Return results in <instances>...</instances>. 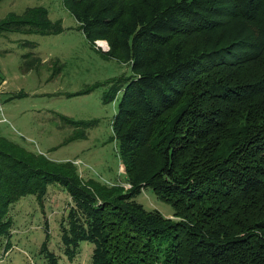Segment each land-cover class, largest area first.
I'll list each match as a JSON object with an SVG mask.
<instances>
[{"label":"trees","instance_id":"trees-1","mask_svg":"<svg viewBox=\"0 0 264 264\" xmlns=\"http://www.w3.org/2000/svg\"><path fill=\"white\" fill-rule=\"evenodd\" d=\"M64 2L129 70L74 94L118 99L111 129L129 189L90 185L0 134V259L16 244L15 205L34 197L42 213L59 186L70 198L59 253L46 222L39 264L72 263L82 243L91 264H264V0ZM63 31L43 6L0 21V34ZM145 190L177 219L139 203Z\"/></svg>","mask_w":264,"mask_h":264},{"label":"rangeland","instance_id":"rangeland-1","mask_svg":"<svg viewBox=\"0 0 264 264\" xmlns=\"http://www.w3.org/2000/svg\"><path fill=\"white\" fill-rule=\"evenodd\" d=\"M37 6L49 12L51 21L61 20L64 31L47 36L0 34V134L52 167L70 166L90 185L95 182L127 191L111 129L118 99L103 104L104 87L89 94H74L126 75L129 70L108 56L107 40L92 42L85 37L63 0H0V21ZM25 41L36 46H25ZM45 199L42 213L34 197L15 205L11 215L17 223L16 244L0 264H39L35 252L44 239L46 222L51 249L59 253V225L66 217L70 198L62 187L50 186ZM137 201L170 220L177 219L173 207L149 190L143 191ZM34 213L39 219H30ZM92 250V245L82 243L77 258L72 263L62 258L61 264H91Z\"/></svg>","mask_w":264,"mask_h":264},{"label":"built area","instance_id":"built-area-1","mask_svg":"<svg viewBox=\"0 0 264 264\" xmlns=\"http://www.w3.org/2000/svg\"><path fill=\"white\" fill-rule=\"evenodd\" d=\"M3 112V109H2V104H1V101H0V116H1V113ZM1 121V120H0ZM4 121V120H3Z\"/></svg>","mask_w":264,"mask_h":264}]
</instances>
